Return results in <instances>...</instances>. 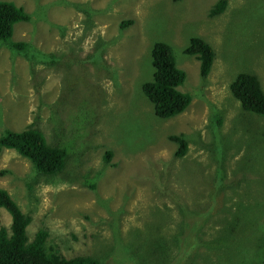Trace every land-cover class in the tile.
<instances>
[{
	"label": "rangeland",
	"instance_id": "rangeland-1",
	"mask_svg": "<svg viewBox=\"0 0 264 264\" xmlns=\"http://www.w3.org/2000/svg\"><path fill=\"white\" fill-rule=\"evenodd\" d=\"M11 1L31 18L15 23L10 40L29 46L17 51L0 40V134L36 124L48 143L62 139L58 145L68 150L56 175L40 174L14 149L0 153V186L31 215L30 239L46 227L50 244L69 255L163 264L171 257L158 255V239L177 255L180 243L172 238L183 203L202 222L193 264H252L230 234L238 214L264 209V116L244 110L228 92L238 71L257 74L264 87V22L244 37L238 18L253 8L251 0H228L223 13L210 17L218 0H149L148 7L147 0ZM128 18L134 24L122 34L118 23ZM193 35L216 52L207 78L184 49ZM156 40L172 45L186 72L180 89L193 95L187 110L169 118L155 114L142 90L153 78ZM182 132L188 152L177 158L169 136ZM145 156H173L175 167L140 168ZM10 223L2 209L0 226Z\"/></svg>",
	"mask_w": 264,
	"mask_h": 264
},
{
	"label": "trees",
	"instance_id": "trees-1",
	"mask_svg": "<svg viewBox=\"0 0 264 264\" xmlns=\"http://www.w3.org/2000/svg\"><path fill=\"white\" fill-rule=\"evenodd\" d=\"M257 1L259 8H256L251 0L250 5L253 8L244 9L239 13L240 28L244 37L250 36L255 27L264 22V0ZM148 5L149 0L146 2V7ZM227 5L228 0H218L206 17L220 15L226 10ZM30 16L31 14L23 6L11 0H0V40H3L10 49L23 51L28 48L27 42L13 41L10 37L15 23L29 20ZM133 24L132 18L123 19L118 23L122 34ZM189 41L190 43L184 49L187 54L195 55L199 59L200 74L207 78L214 65L215 49L202 36L193 35ZM151 57L154 66L153 78L143 83L142 90L153 103L155 114L160 118H169L183 113L192 103L193 95L180 89L186 79V72L178 66L172 45L165 40H156L151 48ZM201 88L196 92H200ZM228 92L239 100L241 108L264 116V87L257 74L248 71L237 72L235 78L228 84ZM222 121L221 118L216 119L218 127H222ZM169 138L177 144L174 156L184 157L188 152L187 136L182 132L171 134ZM63 142L64 140L61 139L54 142L57 145L48 143L44 131L36 124L21 130L5 128L0 134V153L4 148L14 149L18 154L27 157L40 174L56 175L64 170L67 163V147L58 145ZM111 154V150L106 152V161L110 160ZM175 157L151 159L145 156L141 158L140 168L143 164L155 165L159 162L163 164L165 171L170 170L175 167ZM184 164H186L185 160L182 162V165ZM151 169V172L156 175L154 176L156 180L159 171L156 166V171L154 168ZM72 172L64 175H71ZM244 174V177L250 176V174ZM251 175L253 177L255 174ZM90 186L94 187L95 184L91 183ZM183 205V203L180 204L183 220L179 223L178 232L172 238V241L178 240L180 243V247H177V255H169L170 245L160 247L164 237L158 239V255L171 257V260L163 264H169L171 261L175 264H193L194 251L200 243H203L202 237L196 234L202 222L199 218L196 219L191 209L184 211ZM2 209L10 214L11 223L9 226L4 224L0 226V264H103L101 259L94 255L82 253L69 255L59 246L50 244V231L46 227H40L30 239L27 229L32 220L31 215L22 210L6 188L0 186V213ZM232 226L230 240L237 243V251L242 254L240 257L244 262L264 264V209L238 214V219Z\"/></svg>",
	"mask_w": 264,
	"mask_h": 264
},
{
	"label": "clouds",
	"instance_id": "clouds-1",
	"mask_svg": "<svg viewBox=\"0 0 264 264\" xmlns=\"http://www.w3.org/2000/svg\"><path fill=\"white\" fill-rule=\"evenodd\" d=\"M215 5V4H214ZM228 6V5H227ZM199 36V35H198ZM208 41V40H207ZM213 46V45H212ZM214 48V47H213ZM214 62H215V60H214ZM214 66V65H213ZM213 68V67H212ZM211 71H212V69H211ZM239 72V71H238ZM237 74V73H236ZM236 74L232 77V79L236 76ZM231 79V80H232Z\"/></svg>",
	"mask_w": 264,
	"mask_h": 264
}]
</instances>
